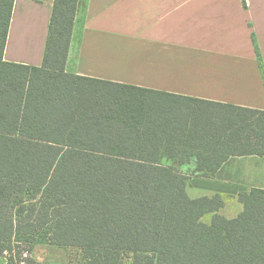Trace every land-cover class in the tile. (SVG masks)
I'll list each match as a JSON object with an SVG mask.
<instances>
[{
  "label": "trees",
  "instance_id": "trees-1",
  "mask_svg": "<svg viewBox=\"0 0 264 264\" xmlns=\"http://www.w3.org/2000/svg\"><path fill=\"white\" fill-rule=\"evenodd\" d=\"M77 1L54 0L31 66L3 59L14 0H0V264L37 244L64 264H264V189L240 191L232 218L221 194L186 190L264 156V110L66 72Z\"/></svg>",
  "mask_w": 264,
  "mask_h": 264
},
{
  "label": "crops",
  "instance_id": "crops-1",
  "mask_svg": "<svg viewBox=\"0 0 264 264\" xmlns=\"http://www.w3.org/2000/svg\"><path fill=\"white\" fill-rule=\"evenodd\" d=\"M53 2L14 0L5 61L42 65ZM65 71L264 110V0H78ZM188 186L236 199L264 189V156L231 157ZM54 252L64 264L52 244L30 260L54 263Z\"/></svg>",
  "mask_w": 264,
  "mask_h": 264
},
{
  "label": "rangeland",
  "instance_id": "rangeland-1",
  "mask_svg": "<svg viewBox=\"0 0 264 264\" xmlns=\"http://www.w3.org/2000/svg\"><path fill=\"white\" fill-rule=\"evenodd\" d=\"M185 169V168H184ZM187 193L191 198H196L200 195H209L208 193L201 191L200 189L197 188H192L190 186L186 187ZM224 199V206L218 211L221 215L227 217V218H231L237 215V213L241 210V204L239 203V201L236 199V197H228V196H223ZM211 219V214H205L201 217V221L204 223H209ZM68 254H71L72 257L75 256L76 251L74 249H68L67 250ZM31 253V252H30ZM36 253H38V250L36 251ZM45 254V252H43L42 254H38L39 256H43ZM49 254V253H48ZM58 255V256H57ZM59 254L54 252L52 253V258L55 259L54 263L55 264H59L58 260H59ZM64 256H66V251L64 252Z\"/></svg>",
  "mask_w": 264,
  "mask_h": 264
},
{
  "label": "built area",
  "instance_id": "built-area-1",
  "mask_svg": "<svg viewBox=\"0 0 264 264\" xmlns=\"http://www.w3.org/2000/svg\"><path fill=\"white\" fill-rule=\"evenodd\" d=\"M30 256V252L26 249L22 250L20 253V258L21 260L19 261L18 264H26V259H28Z\"/></svg>",
  "mask_w": 264,
  "mask_h": 264
}]
</instances>
